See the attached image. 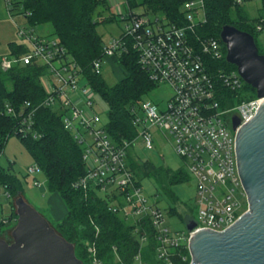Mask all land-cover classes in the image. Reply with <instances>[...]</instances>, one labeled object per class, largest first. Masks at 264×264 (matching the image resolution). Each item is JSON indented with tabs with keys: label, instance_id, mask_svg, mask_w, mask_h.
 <instances>
[{
	"label": "built area",
	"instance_id": "obj_1",
	"mask_svg": "<svg viewBox=\"0 0 264 264\" xmlns=\"http://www.w3.org/2000/svg\"><path fill=\"white\" fill-rule=\"evenodd\" d=\"M195 1L187 0L183 4L184 24L172 23L165 15L151 14L143 8L132 9L127 0H124L127 6L124 10L117 1L118 16L124 28L113 37L109 46H104L102 57L93 62V71L100 74L105 61L114 59L117 62L120 54L132 48L149 79L158 85H169L172 96L164 106L141 100L139 106L143 115H138L135 108L132 110L137 128L135 139L116 142L106 127L98 124L99 116L92 110L96 92L83 68L57 37L40 34V25L30 23L32 14L24 9L23 0H3L27 51L19 58L3 56L0 68L7 71L20 61L47 69L53 90L47 93L42 105L61 112L64 128L83 149L86 173L76 187L86 195L96 193L104 197L109 210L131 224L139 235L141 247L130 264H149L142 250L152 238L159 264L187 262L186 249L191 263L189 244L194 233L204 228L224 231L249 209L238 170L236 136L239 128L254 117L263 99L256 97L231 106L223 105L228 101L223 90L239 92L246 82L237 69H213L210 65L211 60L226 58L227 52L219 39H194L191 36L197 24L206 21L204 0H199L204 14L202 21H199L198 10L194 7ZM257 30H264L263 24H258ZM26 107L30 111H21L18 115L12 106H6L7 114L20 117L14 135L26 136L32 131L36 108H32L29 102ZM234 117L240 121L236 129L233 127ZM159 136L171 143L183 160L184 169L196 182L199 220L188 221L196 223L192 230L187 227V231H173L157 197L151 199L145 194L141 179L129 165L128 151L137 141L144 148L154 150L155 139ZM39 169L35 163L28 172L34 174ZM36 184L40 185L38 181ZM6 197L10 194L7 193ZM242 199H246V205ZM17 220L11 212L0 210V229L11 227L0 234V238L6 240ZM149 228L153 233L148 232ZM112 249L117 253L116 245ZM87 251L88 264H105L98 256L95 243L88 244Z\"/></svg>",
	"mask_w": 264,
	"mask_h": 264
},
{
	"label": "trees",
	"instance_id": "obj_2",
	"mask_svg": "<svg viewBox=\"0 0 264 264\" xmlns=\"http://www.w3.org/2000/svg\"><path fill=\"white\" fill-rule=\"evenodd\" d=\"M187 0H127L132 9L143 8L151 14H163L172 23H185L183 4ZM261 13L252 24L248 21L242 3L236 0H204L206 21L197 24L191 36L196 38L215 37L223 44L220 33L224 25H233L240 30L256 36L258 24L264 26V0ZM24 9L31 12L29 18L33 25H50L55 37L63 44L70 55L83 68L84 75L90 81L96 93H99L109 105V123L107 131L116 142L133 140L137 135L134 125L133 108L139 105L143 95L152 90L157 83L149 79L137 61V54L129 48L120 54L117 63L125 70V75L115 84L109 85L101 73L93 71V62L103 55V36L98 27L101 24L113 22L114 16L105 17L98 11L100 7H108V0H23ZM255 41L257 43L256 37ZM258 45V44H257ZM259 47V46H258ZM10 55L19 58L27 48L14 42L10 43ZM259 52L264 54L259 48ZM2 58V57H1ZM0 58V59H1ZM213 69L223 68L236 70V66L226 61V58L210 61ZM47 69L38 64H22L17 61L7 71L0 68V156L7 142L14 135V130L20 123L19 116L9 115L6 106H12L19 115L21 111H30L26 102L36 108L33 117L32 131L28 135H16L25 145L47 179V188L51 193H57L63 199L67 214L63 219L51 223L56 231L68 241L75 244L76 254L85 264L89 263L87 245L95 243L98 256L105 264H130L141 245L135 229L120 216L111 212L108 201L96 193L87 194L76 187V183L86 173L82 160L83 149L73 135L64 128L62 114L42 105L47 92L42 84V77ZM247 88L256 90L245 84ZM228 101L224 106H231L244 101L239 92L224 89ZM128 161L132 170L140 179L154 177L164 189L169 185L185 181L187 171L182 168L173 172L166 167H157L150 161H141L131 147L128 151ZM0 183L16 198L21 192L20 180L7 172L0 165ZM177 202L176 198H173ZM177 213L176 209H171ZM12 216L17 217L14 206ZM149 233L153 231L149 228ZM149 248L154 252V240ZM117 246V253L112 247ZM187 262L189 264L188 250ZM117 255L120 260L117 259ZM153 264H159L156 259Z\"/></svg>",
	"mask_w": 264,
	"mask_h": 264
},
{
	"label": "water",
	"instance_id": "obj_3",
	"mask_svg": "<svg viewBox=\"0 0 264 264\" xmlns=\"http://www.w3.org/2000/svg\"><path fill=\"white\" fill-rule=\"evenodd\" d=\"M220 38L227 62L263 99L236 136L238 170L249 209L224 231L204 228L194 233L190 264H264V54L253 34L233 25H224ZM239 124L234 117V129ZM13 206L18 220L11 231L12 242L0 238V264H85L77 257L75 244L59 234L23 195L14 199ZM195 226L194 221L187 225L189 230Z\"/></svg>",
	"mask_w": 264,
	"mask_h": 264
},
{
	"label": "rangeland",
	"instance_id": "obj_4",
	"mask_svg": "<svg viewBox=\"0 0 264 264\" xmlns=\"http://www.w3.org/2000/svg\"><path fill=\"white\" fill-rule=\"evenodd\" d=\"M124 10L127 6L124 0H120ZM108 7H100L98 11L102 16H114L113 22L101 24L98 27L99 32L103 36V45L109 46L113 37L121 33L124 28V23L120 20L117 8L114 3L108 0ZM242 8L244 13L252 24L258 23L256 18L261 13V0H243ZM195 8L198 10L199 21L204 18L203 10L199 0L195 1ZM39 32L45 36H53L54 30L50 25H42ZM256 40L259 48L264 53V30L256 34ZM14 42L17 45L23 44V41L17 34V28L9 18L3 0H0V58L9 56L10 43ZM113 59V58H112ZM126 73V70L118 64L114 59L112 61H105L101 70V75L104 81L109 85H115ZM43 87L47 93L53 90L52 79L48 74H45L42 79ZM172 96V89L167 84L156 85L152 90L143 95L142 100H151L161 106H164ZM240 97L244 100H250L257 97L256 91L253 92L244 85L240 91ZM92 110L99 116V126L106 127L109 123V105L105 99L99 94H94ZM135 112L142 116L143 111L139 105H136ZM90 116V113H87ZM71 115V113H70ZM135 154L141 161H150L157 167H166L173 172H178L185 168L183 160L175 153L171 143L164 137L159 136L155 139L154 150H148L143 147L140 141H137L134 147ZM35 164L34 158L27 150L25 145L21 142L18 136L13 135L6 144L4 152L0 156V165L10 174L16 176L21 182V192L25 200L43 214L51 223L57 222L55 219L51 199L54 194L47 188V179L41 169L34 174L28 172L29 167ZM36 181L40 185L36 184ZM142 187L145 194L150 197H157L159 206L166 211L168 225L173 231L183 232L187 231L188 221L190 219L198 221L199 214L196 209V182L189 176L185 181L174 183L164 189L162 185L154 177H143L141 179ZM10 197H6V194ZM173 198L177 199L174 202ZM14 195L6 191L0 183V210L4 209L9 213L13 206ZM244 205L247 204L246 199H242ZM176 209L177 213H172L171 209ZM11 227H4L0 229V234L9 230ZM12 241L11 234L6 235V240ZM143 257L149 264H153L155 260L154 252L151 251L149 245L143 247ZM119 260V256L117 255Z\"/></svg>",
	"mask_w": 264,
	"mask_h": 264
},
{
	"label": "crops",
	"instance_id": "obj_5",
	"mask_svg": "<svg viewBox=\"0 0 264 264\" xmlns=\"http://www.w3.org/2000/svg\"><path fill=\"white\" fill-rule=\"evenodd\" d=\"M110 1H111V3H114L115 6H117L116 5L117 1H118V3L120 2V5H121L120 0H110ZM134 147H135V145L133 146V151L135 153ZM53 194H54V197H52V199H51L52 212H53L55 219L57 221H60L67 214V208H66V205H65L63 199L61 198V196L57 193H53ZM10 212L12 213V208L9 211V213Z\"/></svg>",
	"mask_w": 264,
	"mask_h": 264
},
{
	"label": "flooded vegetation",
	"instance_id": "obj_6",
	"mask_svg": "<svg viewBox=\"0 0 264 264\" xmlns=\"http://www.w3.org/2000/svg\"><path fill=\"white\" fill-rule=\"evenodd\" d=\"M7 241H8V242H12V241H10V239H8Z\"/></svg>",
	"mask_w": 264,
	"mask_h": 264
}]
</instances>
